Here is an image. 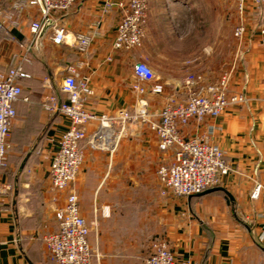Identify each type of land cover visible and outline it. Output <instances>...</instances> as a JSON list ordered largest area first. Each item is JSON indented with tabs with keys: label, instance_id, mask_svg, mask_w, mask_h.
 Wrapping results in <instances>:
<instances>
[{
	"label": "crops",
	"instance_id": "0c3cea01",
	"mask_svg": "<svg viewBox=\"0 0 264 264\" xmlns=\"http://www.w3.org/2000/svg\"><path fill=\"white\" fill-rule=\"evenodd\" d=\"M127 1L112 0L113 8L107 0L77 2L69 13L55 16V26L67 32L66 42L54 44V30L48 26L40 44L32 47L31 26L41 18L39 7L30 5V0H0V72L27 57L23 67L28 75L22 81L23 96L15 104L17 117L3 171L6 191L0 207V264H56L44 240L58 230L55 211L71 192L78 195L81 214L90 227L94 264H147L157 238L166 241L180 261L264 264V192L258 199L251 198L257 183L264 186L261 40L257 53L252 49L247 53L259 55L256 61L246 63L247 69L235 68L230 81L229 94L244 96L246 101L230 106L220 118L192 122L181 129L186 137H210V143L224 151L233 171L220 178L219 186L189 198L164 194L157 169L173 161V152H162L156 133L147 124L136 123L113 156L93 151L83 142L85 158L76 182L66 192L51 191L52 156L58 149V137L70 123L60 114L46 113L43 100L50 94L65 99L61 86L70 66L77 67L81 81H89L93 95L85 107L98 116L132 110L141 101L158 113L169 97L182 101L188 96L184 80L196 73L192 65L179 59L181 48L173 46L161 49L162 67L148 61L164 93L140 96L135 92L139 81L134 64L147 58L149 34L173 32L166 26L168 15L164 14L165 0H161V12L148 9V38L143 47L115 49L122 15L119 5ZM181 2L174 0L167 6L175 14L183 9L196 11L193 2ZM78 35L90 38L85 52L79 49ZM204 54H209L207 49ZM198 75L206 85L217 79L208 73ZM96 127L88 124L87 133Z\"/></svg>",
	"mask_w": 264,
	"mask_h": 264
},
{
	"label": "built area",
	"instance_id": "2783aa9c",
	"mask_svg": "<svg viewBox=\"0 0 264 264\" xmlns=\"http://www.w3.org/2000/svg\"><path fill=\"white\" fill-rule=\"evenodd\" d=\"M80 1L83 0H30V5L39 7L41 13L40 20L31 26L32 47L40 44L42 33L48 26H52L54 30L53 43L64 44L67 32L64 28L55 26V16L69 13ZM147 2L148 0H128L119 5L122 15L117 26L115 49L132 50L143 47ZM107 6L113 8L112 0H107ZM244 8V0H241V15L244 14ZM260 18L264 47V10L260 12ZM244 33L245 30L241 27L236 36L240 38ZM77 41L80 51L85 52L90 45V38L78 35ZM30 51L31 48L28 49ZM25 60L27 57L15 67L0 72V207L1 198L6 191L3 171L11 148L13 123L17 117L15 104L23 96L22 81L28 77L23 67ZM134 73L139 81L134 90L140 96L164 93V86L157 82L154 70L144 59L134 64ZM203 80L202 75L188 74L184 80L187 98L180 101L175 96L169 97L158 113H152L148 104L141 101L132 110H122L114 116H98L85 107L89 97L93 95L89 81H81L77 67L70 66L61 86L65 99L50 94L43 100L46 113L60 114L70 123V128L58 137V149L52 156L49 169L51 191L66 192L76 182L85 158L81 149L83 142H87L93 151L113 156L128 129L136 123L147 124L156 133L162 152H173V161L157 169L164 194L189 198L219 186L220 178L233 171L226 154L210 143V137H186L181 129L192 122L201 124L207 118H220L230 106L244 103L246 99L244 96L229 94L231 75L226 72L214 84L206 85ZM90 123H95L97 127L88 134L86 126ZM262 192L264 186L257 183L251 198L258 199ZM55 216L58 230L44 240L50 260L56 264H94L89 242L90 227L81 214L78 195L71 192L65 204L57 208ZM147 264L199 263L180 261L169 244L157 238L152 244Z\"/></svg>",
	"mask_w": 264,
	"mask_h": 264
},
{
	"label": "rangeland",
	"instance_id": "374dc122",
	"mask_svg": "<svg viewBox=\"0 0 264 264\" xmlns=\"http://www.w3.org/2000/svg\"><path fill=\"white\" fill-rule=\"evenodd\" d=\"M159 1L161 0H148L147 13L149 8L156 14L161 12L164 6ZM173 1L165 0L164 3V14L168 15L166 26L173 33L149 34V53L147 58H144L147 63L150 61L160 68L164 62L160 54L163 46L181 48L179 59L188 62V67L192 65L190 68H193V73H208L214 75L218 81L225 72L232 78L235 68L254 63L259 57L255 53L259 51V40L263 45L260 12L264 10V0H244L242 15L241 0H189L193 2L196 11L189 13L183 9L177 10L176 14L172 7H168L172 6ZM177 4L180 6V2ZM241 27L245 33L239 38L236 32ZM146 38L147 34L144 41ZM196 49L199 50L198 54H192ZM204 49H207L209 54H204ZM251 49L252 52L255 50V53L247 54ZM207 68L211 71H204Z\"/></svg>",
	"mask_w": 264,
	"mask_h": 264
},
{
	"label": "water",
	"instance_id": "95a60500",
	"mask_svg": "<svg viewBox=\"0 0 264 264\" xmlns=\"http://www.w3.org/2000/svg\"><path fill=\"white\" fill-rule=\"evenodd\" d=\"M229 197L232 199V197L229 195ZM243 218V217H242Z\"/></svg>",
	"mask_w": 264,
	"mask_h": 264
}]
</instances>
